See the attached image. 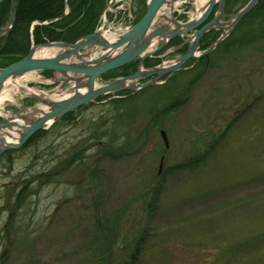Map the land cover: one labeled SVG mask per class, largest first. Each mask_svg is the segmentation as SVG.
<instances>
[{"label":"rangeland","instance_id":"374dc122","mask_svg":"<svg viewBox=\"0 0 264 264\" xmlns=\"http://www.w3.org/2000/svg\"><path fill=\"white\" fill-rule=\"evenodd\" d=\"M187 1L184 22L206 3ZM140 2L107 26L135 19ZM240 28L203 66L126 95L115 116L127 122L111 118V96L1 159L0 264H264V39L225 50L262 33L264 16ZM18 85L51 96L57 83L9 81L0 120L36 114Z\"/></svg>","mask_w":264,"mask_h":264},{"label":"water","instance_id":"95a60500","mask_svg":"<svg viewBox=\"0 0 264 264\" xmlns=\"http://www.w3.org/2000/svg\"><path fill=\"white\" fill-rule=\"evenodd\" d=\"M3 1L5 0H0V3ZM179 1L146 0L144 15L122 33L104 27L110 1L101 16L100 27L94 32L73 43L59 40L32 43L25 57L0 68V98L9 81L29 73L50 71L53 73L51 82L57 83L55 93L51 96L35 92L26 94L38 101L37 106L32 108L36 111L33 117L27 118L25 122L15 117L0 120V156L10 149H20L31 136L49 129L67 113L96 101L99 96L124 90L135 93L163 83L174 73L184 69L190 59L213 52L259 2L247 1L233 17L223 21L227 0H205L200 15L184 22L178 20L174 13ZM215 8V16L208 20ZM15 9V0H11V20L9 25L0 31V37L8 34L13 28L16 20ZM219 29L223 30V33L208 48L200 51L202 36L206 32ZM179 36L186 37L183 43L187 45L185 53L175 60L144 67L147 58L155 57ZM168 52L169 50L163 55ZM135 61L139 62L136 72L124 77L102 80L105 73ZM148 77L151 78L141 82ZM161 134L164 141H167L165 132L162 131Z\"/></svg>","mask_w":264,"mask_h":264},{"label":"trees","instance_id":"16d2710c","mask_svg":"<svg viewBox=\"0 0 264 264\" xmlns=\"http://www.w3.org/2000/svg\"><path fill=\"white\" fill-rule=\"evenodd\" d=\"M109 0H15L16 20L13 28L8 34L0 37V68L6 67L10 63L17 62L19 59L25 57L30 50L32 43L41 44L49 41H65L73 43L79 38L94 32L100 27L102 13ZM248 0H227L226 2V15L237 12L238 9L243 7ZM242 2L237 9L235 4ZM145 0H141L140 8L138 10L137 17L134 19L133 24H136L145 13ZM11 0H5L0 3V31L5 29L11 20ZM264 16V0H259L257 5L252 11L244 17L241 22L242 26L246 20L259 19ZM238 28L240 31L241 28ZM218 34L213 31L206 32L200 40V49H206L211 42H214L218 38ZM264 39V29L262 33L256 34L252 31H248L247 35L234 38L230 41V48H237L238 46H246L254 43L255 40ZM181 43V38L173 40L172 44ZM246 43V44H244ZM229 47V46H228ZM187 46L179 49V53L182 54L186 51ZM190 62V61H189ZM159 63V59L150 57L144 61L145 67H151ZM208 63V57H203L196 68ZM139 62H131L120 68L113 69L102 76V79H112L119 76L130 75L137 71ZM195 68V69H196ZM45 77H51L52 72H42ZM132 94L131 91L118 92L115 95H103L99 96L96 101H104L106 98H111L107 105H110L111 118L118 119L117 122L125 123V114L121 113L115 116L118 108L128 102L126 95ZM95 105V101L79 107L77 110L67 113L56 123L52 124L50 128L55 127L57 124L71 126L76 122L77 113L86 109L89 106ZM114 109V110H113ZM122 110V109H121ZM123 112V111H122ZM117 114V113H116ZM114 116V117H113ZM118 123V124H119ZM49 128V129H50ZM48 130H42L31 136L26 143V146H30L40 136L46 134ZM109 135V133H103L102 136ZM110 136V135H109ZM107 142V141H106ZM112 141H108L110 144ZM23 148V147H22ZM15 150H9L0 156L1 159H7L9 164L12 163L10 156H13ZM110 153V152H109ZM137 253L134 252L133 256ZM133 256L132 259H133Z\"/></svg>","mask_w":264,"mask_h":264},{"label":"flooded vegetation","instance_id":"af4514ba","mask_svg":"<svg viewBox=\"0 0 264 264\" xmlns=\"http://www.w3.org/2000/svg\"><path fill=\"white\" fill-rule=\"evenodd\" d=\"M215 13H216V8L214 9V11L212 12V14L210 15V17L208 18V20H210V19H212L214 16H215ZM236 13V12H235ZM235 13H232V14H230L231 16L232 15H234ZM231 16H227L226 15V7H225V12H224V15H223V17H222V20L223 21H227V20H229L230 18H231ZM242 22V21H241ZM241 22L237 25V27L235 28V30L230 34V35H228L220 44H223V42H225L226 41V39L228 38V37H230L234 32H236L237 30H238V28H239V26L241 25ZM211 31H213L214 33H217L219 36L223 33V30H221V29H219V30H211ZM210 32V31H209ZM218 36V37H219ZM176 38H181V43H179V44H172V42H173V40L174 39H176ZM176 38H174L169 44H168V46L166 47V48H168V49H166L167 51L169 50V52H178L179 53V49H181V48H183V47H185V46H187V45H183V43L186 41V37H183V36H179V37H176ZM230 43V42H229ZM227 44L226 46H225V50H228L229 51V49H231L230 48V46H231V44ZM211 44H212V42H211ZM210 44V45H211ZM219 44V45H220ZM209 45V46H210ZM229 46V47H228ZM219 47V46H218ZM217 47V48H218ZM164 49V50H165ZM199 49H200V47H199ZM201 50V49H200ZM232 50V49H231ZM215 51V50H214ZM213 51V52H214ZM168 52V53H169ZM213 52H211V53H213ZM167 53V54H168ZM185 53V52H184ZM167 54H164L163 55V53H162V51L159 53V54H157V55H155V57H153V58H156V59H159L160 61H159V63L158 64H156V65H159V64H162L163 62H164V60H163V58H165V56L167 55ZM180 54V53H179ZM183 54V53H182ZM182 54H180V55H182ZM209 55H210V53H209ZM209 55H206V56H202V57H199V58H196V57H194V58H192V59H190L189 61L191 62L192 61V64H190V65H187V64H185L186 66H184V69H182V70H185V69H188V68H193V67H197V64L199 63V61L203 58V57H208L209 58ZM188 61V62H189ZM187 62V63H188ZM156 65H154V66H156ZM152 67V66H151ZM182 70H180V71H182ZM152 77H154V76H152ZM166 77V76H165ZM151 77H148L147 79H144L142 82H144V81H146V80H148V79H150ZM132 92V91H131ZM133 93V92H132ZM28 142V141H27ZM39 142V140H36L35 142H33L32 143V145H34V144H37ZM25 145H26V143H25ZM24 145V146H25ZM23 146V147H24ZM22 148V147H21ZM20 148V149H21ZM16 151V150H15ZM10 158L12 159V161L14 160L13 158H14V156H10ZM4 160H6V161H8L6 158L4 159ZM27 182H28V180H26V185H27ZM25 185V186H26Z\"/></svg>","mask_w":264,"mask_h":264},{"label":"built area","instance_id":"2783aa9c","mask_svg":"<svg viewBox=\"0 0 264 264\" xmlns=\"http://www.w3.org/2000/svg\"><path fill=\"white\" fill-rule=\"evenodd\" d=\"M115 16V15H114ZM116 17V16H115ZM114 17V18H115ZM131 23H132V15L131 14H129V16H128V19H127V23L125 24V25H119L118 27H115V22L114 21H112V23H111V27H113L115 30H117V31H123V30H126V29H128L130 26H131Z\"/></svg>","mask_w":264,"mask_h":264},{"label":"bare ground","instance_id":"6f19581e","mask_svg":"<svg viewBox=\"0 0 264 264\" xmlns=\"http://www.w3.org/2000/svg\"><path fill=\"white\" fill-rule=\"evenodd\" d=\"M106 8V7H105ZM105 10V9H104ZM103 14V13H102ZM111 16V15H110ZM101 17V16H100ZM102 18V17H101ZM113 31V30H112ZM114 32H116V31H114ZM30 74V73H29ZM21 89L22 90H24L26 93H32L33 92V90L32 89H29V88H27V87H24V86H21V85H18V86H16V88H15V90L13 91L14 93H17V92H19V91H21ZM3 97H5V98H11V95L10 94H8V95H6V96H2L1 95V98H0V100L1 99H3ZM48 130V129H47Z\"/></svg>","mask_w":264,"mask_h":264}]
</instances>
